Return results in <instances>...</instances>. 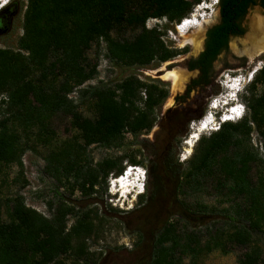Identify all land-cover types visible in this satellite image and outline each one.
I'll use <instances>...</instances> for the list:
<instances>
[{
    "label": "trees",
    "instance_id": "obj_1",
    "mask_svg": "<svg viewBox=\"0 0 264 264\" xmlns=\"http://www.w3.org/2000/svg\"><path fill=\"white\" fill-rule=\"evenodd\" d=\"M202 1L12 0L1 8L0 36L11 29L19 11L23 34L16 49L0 47V174L9 165L22 174L24 154L43 146L49 149L44 172L59 188L72 185L92 196L107 191L109 176L122 174L125 160L142 163L137 154L121 151L125 134L137 136L153 128L157 108L169 97L166 87L129 76L114 85L88 84L77 99L70 95L99 73V54L89 57L95 43L112 64L129 67L177 56L180 51L163 39L165 27L148 28L147 22L163 18L178 23ZM256 7L258 0H219L220 19L207 30L203 51L188 62L199 73L184 95L212 83L215 62L232 38L246 34L244 22ZM242 98L248 114L201 137L177 185L178 196L184 198L212 187L228 206L216 213L217 208L203 202L182 200L187 214L168 220L155 233L150 264H200L216 250L229 253L239 247L244 251L238 264H264V159L250 137L257 130L264 148V67ZM83 104L93 109V117L83 115ZM60 115L69 119L75 133L54 143L53 120ZM93 145L121 154L95 161ZM4 186L0 179V264H57L63 255L84 252L86 237L94 233L91 211L61 199L49 203L52 213L47 216L27 206L20 193L5 195ZM204 217L208 220L193 224Z\"/></svg>",
    "mask_w": 264,
    "mask_h": 264
},
{
    "label": "rangeland",
    "instance_id": "obj_2",
    "mask_svg": "<svg viewBox=\"0 0 264 264\" xmlns=\"http://www.w3.org/2000/svg\"><path fill=\"white\" fill-rule=\"evenodd\" d=\"M11 1L2 4L0 9ZM2 2L1 0L0 3ZM206 2L211 10L198 8L194 9V12L199 15L200 11H206L202 15L210 20L206 28L207 31L219 21V6L214 4L213 0H206ZM260 18H264V12L259 7L248 13L244 22L247 28L246 34L242 37L232 38L229 49L218 57L214 64L212 83L206 87L195 88L187 96L184 94L188 83L199 73L189 71L188 62L191 58L197 57L203 48L197 52L191 45L184 44L175 23L169 24L163 18H151L147 22L148 28L155 25L165 27L163 36L165 43L180 51L177 56L165 63L155 61L146 67L112 64L106 56L101 61L105 50L99 43L93 45L89 51V57L94 58L95 54H99L98 64H101L102 68L106 70L104 78L98 79L97 84L105 82L114 85L126 77L137 76L146 82L166 87L169 97L157 108L158 118L151 130L144 131L137 136L125 134L124 146L121 151L124 150L128 155L137 154V159L142 160V163L132 164L125 160L123 170L130 165H140L146 170L145 190L140 195L133 192L126 200H123V198L119 199V194L114 195L110 192V181L120 174L109 176L106 192L92 196L82 195L72 185L59 188V184L44 172L45 156L49 149L43 146H37L34 150H28L24 154L22 174H19V168L16 165L5 166L2 169L0 179L5 183L3 188L5 195L13 196L20 193L25 198L27 206L47 216L52 213V210H49V203L54 205L61 199L81 210L92 212L94 233L86 237L84 252L63 255L57 264H150L151 246L155 233L168 220L182 219L187 214L182 200L187 199L190 205L203 202L217 208L218 210L214 211L216 213H220L219 209L221 210L222 207L228 206L224 203V198L219 196L212 187H207L203 192L190 194L184 198L178 196L177 185L179 177L186 168L187 161L192 158L198 147L200 138L209 137L210 133L216 130L211 128L204 130L194 146L190 148L189 154L185 152L188 147L186 140L195 132L203 117L210 111L215 112L216 117L218 116L217 123L221 122L219 116L225 110L223 101L219 103V107H223L215 108L217 110L211 108V102L217 98L222 100V95L226 92L223 85L225 76L237 72L245 78L255 68L257 69L253 71L254 74L264 67V49L260 54H254V56H249L248 53L251 49L247 40L248 35L252 33L253 26ZM22 25L23 13L19 11L13 19L11 29L0 36V47L16 49L18 39L23 34ZM194 31L195 29H192L190 33H194ZM205 39L206 36L204 43ZM169 64L173 65L171 69H181L187 75L186 82L180 88L174 89L172 82L164 77ZM251 82H248L247 78L244 84L242 81L243 92ZM177 96L185 97L177 100ZM2 99L3 97L0 96V114ZM80 111L87 117L94 116L93 109L86 104L80 106ZM247 114L248 110L246 109L243 118ZM240 120L236 119L233 122ZM172 122L176 128L173 134L170 130ZM53 130L55 132L54 143L62 142L75 133L70 127L69 119L63 115L55 117ZM250 137L252 147L264 159L262 135L254 130ZM90 153L95 161L121 154L118 149H106L96 145L90 147ZM256 171L257 168L254 167V176ZM134 189L136 190V188ZM213 218L219 219L220 217L215 215ZM207 220L206 217L204 219L197 218L193 224L199 225ZM72 222L73 219L70 218L69 226ZM261 246L264 250V240ZM243 251L244 249L240 247L229 253L216 250L208 254L200 264H238L239 256Z\"/></svg>",
    "mask_w": 264,
    "mask_h": 264
},
{
    "label": "bare ground",
    "instance_id": "obj_3",
    "mask_svg": "<svg viewBox=\"0 0 264 264\" xmlns=\"http://www.w3.org/2000/svg\"><path fill=\"white\" fill-rule=\"evenodd\" d=\"M207 7H210V6L208 4L203 5L202 7H200V10L205 9ZM185 19H188V21H186L183 25L177 26L178 34H180V37H182V42L184 44L191 45L195 49V51L198 52L199 50L203 48L204 37L206 36V32H207L206 28L210 20L206 17H203V15H200V14L198 15V13H194L192 16H189L188 18H185ZM192 29H195L194 33H190ZM247 40L251 45V49H249L248 51L249 56H254V54H258V53L260 54V52L264 49V18H260L256 22V24L253 26L252 33L248 35ZM172 67L173 65H170V64L167 66V70L165 69L166 71L164 73V77H166L172 82L174 89L180 88L186 82L187 75L183 70L177 69V68L171 69ZM238 80H240V83L238 84V86L241 87L243 80L242 79H238ZM222 103L225 105L226 102L223 101ZM219 105L220 104H217L216 107L213 106L212 108L213 109L218 108ZM233 119L236 120L237 116H234ZM225 121H232V120L231 118L230 119L226 118ZM212 122L214 123V121ZM206 129H209V125L208 127H203L200 123L198 127L196 128L195 132H193L191 136L186 140V145L188 147L185 152L187 154L191 152L190 148L194 146L195 142L200 138L201 133ZM136 175L137 174L135 173V171H132L129 175V180L131 181L133 178H136V179H133L134 182H131L130 184L123 186L122 189L130 188L131 186H134V188H136L138 186L137 185L138 182L141 181L137 179ZM117 177L114 179L116 184L120 182L117 179ZM116 187H118V185H115L113 187L112 192L117 191ZM142 193L143 192H138L137 194L140 195Z\"/></svg>",
    "mask_w": 264,
    "mask_h": 264
},
{
    "label": "built area",
    "instance_id": "obj_4",
    "mask_svg": "<svg viewBox=\"0 0 264 264\" xmlns=\"http://www.w3.org/2000/svg\"><path fill=\"white\" fill-rule=\"evenodd\" d=\"M215 2H219V0H214ZM204 4H207L206 0H203L201 3L199 4H196L194 9L197 10L198 8L202 7ZM194 9L193 11L190 13L189 16H192L194 14ZM188 16V17H189ZM186 21H188V19H182L181 20V25H183ZM105 55H102L101 57V61L104 60ZM108 60V59H107ZM109 61V60H108ZM105 69L102 68L101 64L98 65V74L96 77H94L93 79L85 82L84 84H82L81 86L79 87H76L74 89V91L71 93L70 97L74 98V99H77L78 98V92H79V89L83 88V87H86L88 84H92V85H95L98 83V79L100 78H104V74H105ZM211 104H213V106H216L217 104H219V99H214ZM235 109V111H234ZM246 112V105L245 104H242V103H236V104H233L230 108L229 111H227L224 115V119L226 118H233L234 116H237V119H242L244 114ZM220 118V117H219ZM214 121L213 123V128L214 129H218L219 126H220V123L218 124L217 123V117L215 116V114L213 113V111H210L208 114H206L203 119L201 120V125L204 127H208V125L210 126V123L211 121ZM131 170V171H135L137 172L138 175H140L141 177L143 176L144 177V181H142V183L140 182L139 183V186H140V191L141 190H145V178H146V170L140 166V165H130L127 169V172ZM126 172V174H127Z\"/></svg>",
    "mask_w": 264,
    "mask_h": 264
},
{
    "label": "clouds",
    "instance_id": "obj_5",
    "mask_svg": "<svg viewBox=\"0 0 264 264\" xmlns=\"http://www.w3.org/2000/svg\"><path fill=\"white\" fill-rule=\"evenodd\" d=\"M213 2H214V4H218L217 2H215L214 0H213ZM195 13V12H194ZM177 23H175V25H176ZM237 73V72H236ZM238 74V73H237ZM253 76H254V72H252V73H249L247 76H245V78L243 77V75H240V74H238V77H237V80L235 81V83H240V80H238V79H242L244 82H243V84L245 83V81H246V78H247V81L248 82H251L252 80H253ZM242 84V85H243ZM241 85V87L240 86H238L237 85V87H236V89H235V91L233 92V94H234V96H232V97H230L229 95H226L225 96V101L226 102H230V103H232V104H236V103H242V104H244V102H242L243 101V98H242V96H243V93L245 92H243V86ZM222 107V106H221ZM221 107H219V108H221ZM211 108H212V106H211ZM219 108H217V109H219ZM217 109H215V110H217ZM246 109H247V107H246ZM214 110V111H215ZM214 114H215V112H214ZM220 117V116H219ZM217 118H218V116H217ZM225 117L223 116V117H220L219 118V120H221V122H220V124L221 123H223L224 121H225V119H224ZM228 119H230V118H228ZM231 120L232 121H234L235 119H233V118H231ZM213 121V120H212ZM211 121V122H212ZM213 123V122H212ZM212 123L210 124V126H209V128H211V129H214L213 128V125H212ZM219 129V128H218ZM218 129H215V130H218ZM124 171V170H123ZM132 171L131 170H129L128 172H127V174H125L127 177L130 175V173H131ZM123 173V172H122ZM136 174H137V172H135ZM137 177H140V175H136ZM115 178H113L110 182H112V185H116V183H115V180H114ZM141 181V183H142V181H144V177L142 176L141 177V179H140ZM136 181V180H135ZM140 182H138V186L136 187V190L134 189V186H131L130 188H126V189H124L123 190V192H121V196H119V199H122L123 198V200H126L133 192L134 193H136V195H138L137 193L138 192H144L143 190H141L140 191V186H139V183ZM113 187L114 186H112L111 187V193H113L114 195H115V192H112V190H113ZM117 189V188H116Z\"/></svg>",
    "mask_w": 264,
    "mask_h": 264
},
{
    "label": "flooded vegetation",
    "instance_id": "obj_6",
    "mask_svg": "<svg viewBox=\"0 0 264 264\" xmlns=\"http://www.w3.org/2000/svg\"><path fill=\"white\" fill-rule=\"evenodd\" d=\"M262 2H263V0H258V7L261 8L262 12H264V7L262 5ZM218 6H219V2H218ZM219 19H220V16H219ZM195 70H198V69H195Z\"/></svg>",
    "mask_w": 264,
    "mask_h": 264
},
{
    "label": "water",
    "instance_id": "obj_7",
    "mask_svg": "<svg viewBox=\"0 0 264 264\" xmlns=\"http://www.w3.org/2000/svg\"><path fill=\"white\" fill-rule=\"evenodd\" d=\"M175 26H176V25H175ZM203 49H204V46H203ZM203 49L201 50V52L203 51ZM201 52H200V53H201ZM165 62H167V61H165ZM165 62H163V63H165ZM256 69H257V68H255L253 71H255ZM188 70H189V71H197V72H199L198 70H190V69H188ZM253 71H252V72H253Z\"/></svg>",
    "mask_w": 264,
    "mask_h": 264
},
{
    "label": "snow or ice",
    "instance_id": "obj_8",
    "mask_svg": "<svg viewBox=\"0 0 264 264\" xmlns=\"http://www.w3.org/2000/svg\"><path fill=\"white\" fill-rule=\"evenodd\" d=\"M234 111H235V109H234Z\"/></svg>",
    "mask_w": 264,
    "mask_h": 264
}]
</instances>
